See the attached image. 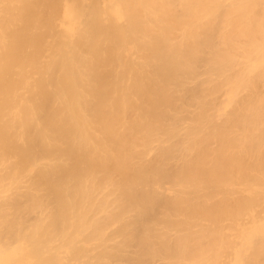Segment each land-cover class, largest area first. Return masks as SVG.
<instances>
[{
	"label": "bare ground",
	"instance_id": "obj_1",
	"mask_svg": "<svg viewBox=\"0 0 264 264\" xmlns=\"http://www.w3.org/2000/svg\"><path fill=\"white\" fill-rule=\"evenodd\" d=\"M0 264H264V0H0Z\"/></svg>",
	"mask_w": 264,
	"mask_h": 264
}]
</instances>
